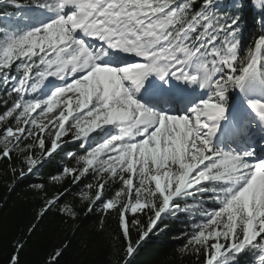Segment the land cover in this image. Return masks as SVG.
<instances>
[{
	"label": "snow or ice",
	"instance_id": "6c2138e0",
	"mask_svg": "<svg viewBox=\"0 0 264 264\" xmlns=\"http://www.w3.org/2000/svg\"><path fill=\"white\" fill-rule=\"evenodd\" d=\"M4 6L0 163L9 195L27 183L37 203L0 264H22L50 215L63 233L39 264H73L78 242L76 264H133L181 217L195 264H264V0ZM93 217V236L111 218L119 242L99 261L81 240Z\"/></svg>",
	"mask_w": 264,
	"mask_h": 264
},
{
	"label": "trees",
	"instance_id": "16d2710c",
	"mask_svg": "<svg viewBox=\"0 0 264 264\" xmlns=\"http://www.w3.org/2000/svg\"><path fill=\"white\" fill-rule=\"evenodd\" d=\"M23 2L28 3L29 0H23ZM12 11L14 10L7 8V6L0 8V12L10 13ZM257 13V9H250L247 16V25L253 34L260 30V17ZM5 163H0V204L6 198L8 199V204L5 206L4 211L0 213V218L3 219L5 224L4 237L0 240V253L4 255L8 252L6 247L7 239L21 221L29 218L32 208L37 203V201L32 199V192L28 190L27 183L21 184L17 188L16 193L9 195L8 185L11 183V176L10 174H5ZM46 175L47 173L45 172L43 176L30 177L29 179L42 180ZM53 190L51 187L48 188L49 193ZM185 219L186 217H181L180 220H171L167 226V231L159 236H154L149 243L141 248L133 264H195V257L191 255L182 256L179 251L186 242L182 234L186 231L187 225L181 222ZM94 226V217L83 221L81 240L84 239V236L91 237L88 241V250L92 254L91 258L99 261L107 257L110 245L118 244L119 242L107 236V233H112L113 237L115 236L114 229L116 224L111 218L106 225L105 234L102 236H93ZM62 233L63 228L57 218L51 215L46 218L41 224L36 240L22 254V264H25V262L26 264H39L45 251L46 242L55 234ZM79 248L80 244L78 242L68 254V257H66V259L71 260L75 256L76 260L73 261V264H76V261L84 257V253H79ZM4 255H0V261L4 259Z\"/></svg>",
	"mask_w": 264,
	"mask_h": 264
}]
</instances>
